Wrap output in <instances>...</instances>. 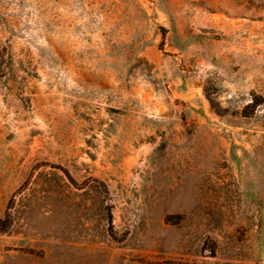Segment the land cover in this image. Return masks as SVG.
<instances>
[{
    "label": "rangeland",
    "instance_id": "obj_1",
    "mask_svg": "<svg viewBox=\"0 0 264 264\" xmlns=\"http://www.w3.org/2000/svg\"><path fill=\"white\" fill-rule=\"evenodd\" d=\"M0 219V264H264V0H0Z\"/></svg>",
    "mask_w": 264,
    "mask_h": 264
},
{
    "label": "water",
    "instance_id": "obj_2",
    "mask_svg": "<svg viewBox=\"0 0 264 264\" xmlns=\"http://www.w3.org/2000/svg\"><path fill=\"white\" fill-rule=\"evenodd\" d=\"M193 96H194V94L193 95L192 94L191 95H187V96L184 97V99L187 100V99L192 98Z\"/></svg>",
    "mask_w": 264,
    "mask_h": 264
},
{
    "label": "trees",
    "instance_id": "obj_3",
    "mask_svg": "<svg viewBox=\"0 0 264 264\" xmlns=\"http://www.w3.org/2000/svg\"><path fill=\"white\" fill-rule=\"evenodd\" d=\"M0 229H4L3 227H2V220L0 219Z\"/></svg>",
    "mask_w": 264,
    "mask_h": 264
}]
</instances>
